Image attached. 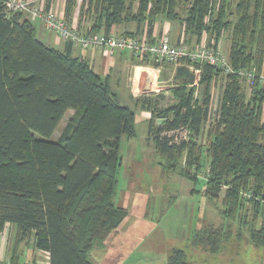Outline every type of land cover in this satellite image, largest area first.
<instances>
[{"label": "trees", "instance_id": "16d2710c", "mask_svg": "<svg viewBox=\"0 0 264 264\" xmlns=\"http://www.w3.org/2000/svg\"><path fill=\"white\" fill-rule=\"evenodd\" d=\"M6 1L0 0V232L7 223L15 224L18 244L33 235L35 249L47 251L50 264H94L93 251L104 246L129 214L114 197L122 164L120 141L135 135L136 109L122 103L109 82L87 60L74 56L71 47L60 50L45 43L34 20L8 11ZM76 2L67 0L68 18ZM83 3L89 4L88 13L94 7L103 17L90 33L104 25L109 34L113 24L132 16L152 25L163 14L179 18L198 41L207 33L220 45L228 35L235 72L187 58L161 64L144 59L180 66L171 87L175 100L162 106L158 98H146L142 105L152 112L149 138L168 167L177 169L185 158L182 172L198 182L208 166L205 194L217 199L227 186L225 199L242 207L252 203L262 223L251 237L264 245V83L258 77L247 94L246 78L238 73L264 66V0ZM196 69L200 77L192 85ZM221 79L222 98L206 147L199 139L210 118L212 88ZM72 110L59 138L52 140ZM183 128L189 140L177 139L175 131ZM193 169L197 174H191ZM224 236L223 227L206 226L196 231L192 244L217 252ZM187 255L174 248L168 264H192Z\"/></svg>", "mask_w": 264, "mask_h": 264}, {"label": "rangeland", "instance_id": "374dc122", "mask_svg": "<svg viewBox=\"0 0 264 264\" xmlns=\"http://www.w3.org/2000/svg\"><path fill=\"white\" fill-rule=\"evenodd\" d=\"M220 48L230 61L228 35L221 38ZM245 88L249 94L246 83ZM222 92V85L214 90L210 118L199 139L206 147L209 144L207 131L217 118ZM167 95L165 106L175 100L171 92ZM73 113V110L67 113L52 140L59 138ZM148 130L149 119L138 110L135 135L124 136L120 141L122 164L114 197L115 203L126 207L129 214L118 232L107 239L103 247L93 251L94 264H168V256L174 248L186 250L192 264H264V245L251 237V230L262 223L253 204L242 207L233 198L225 199L227 186L217 199L207 196L208 166L199 173L198 182L182 172L185 158L177 169L171 170L153 140L148 138ZM196 171L191 170V174H197ZM206 226L225 230V239L217 252L192 244L196 231Z\"/></svg>", "mask_w": 264, "mask_h": 264}, {"label": "crops", "instance_id": "0c3cea01", "mask_svg": "<svg viewBox=\"0 0 264 264\" xmlns=\"http://www.w3.org/2000/svg\"><path fill=\"white\" fill-rule=\"evenodd\" d=\"M46 1L60 16L65 17L67 20L76 21L80 30L85 33L89 32V29L97 20L101 21L103 18L99 17L100 14L96 13L94 7H92L88 13L87 9L89 4H84L83 0H77L74 8L71 10L69 18L66 13L67 0ZM138 6L139 2H136L133 6L134 12L137 11ZM34 23L38 30V36L45 43L60 50H67L71 47L74 56H79L87 60L95 71L98 72L104 80L109 82L112 89L117 93L120 101L124 100L128 105L135 108L136 115L138 110L142 111L143 115L149 119V124L152 112L148 108L143 107V100L146 98H152L153 100L158 98L161 105H165L164 102L167 101V93L171 92V87L174 85L180 65L161 66L152 60L144 61L135 56L133 52L127 50L117 49L111 53L101 47L83 48L80 45L73 44L70 46L69 41L64 40L57 32L48 30L41 21H34ZM104 27L103 25L99 32H103ZM184 28V24L179 18L167 17L161 14L156 17L152 25H150L148 19L139 23L134 16H132L122 22L113 24L111 31L117 35L135 34L146 37L152 41L159 39L162 35H167L172 42H177L182 32H184ZM185 34L188 44L193 47L203 40H210L207 33H204L200 41L197 40V37L188 34L186 31ZM194 71L196 80L192 85H197L200 77V70L196 69ZM222 80L223 79L216 82L212 88L211 110L215 100L214 90L218 85L223 86ZM114 234H116V232ZM14 259L17 261L15 262ZM1 261H11L13 264H50V255L47 251L35 249L33 235L28 242L18 244L17 226L12 223H7L5 229L0 232V262Z\"/></svg>", "mask_w": 264, "mask_h": 264}, {"label": "built area", "instance_id": "2783aa9c", "mask_svg": "<svg viewBox=\"0 0 264 264\" xmlns=\"http://www.w3.org/2000/svg\"><path fill=\"white\" fill-rule=\"evenodd\" d=\"M6 9L10 12L27 13L34 21H41L48 30L57 32L64 40L83 48L101 47L111 53L117 49L127 50L142 60L150 57L160 64L179 63L182 59L187 58L193 62H207L216 65L226 73L235 72L215 38L209 41L203 40L193 47L187 42L185 28L177 42H172L167 35H162L159 39L152 41L135 34L117 35L113 31H110L109 34L104 31L85 33L80 30L76 21L60 16L52 6L47 4L46 0H7ZM238 73L246 78L249 88L255 85L258 77L264 83V66L260 71L252 67L241 69ZM175 132L179 133L177 139H187V128L178 129ZM0 264L13 263L1 261Z\"/></svg>", "mask_w": 264, "mask_h": 264}, {"label": "water", "instance_id": "95a60500", "mask_svg": "<svg viewBox=\"0 0 264 264\" xmlns=\"http://www.w3.org/2000/svg\"><path fill=\"white\" fill-rule=\"evenodd\" d=\"M163 121H164V118H159V119H158V122H159V123H161V122H163Z\"/></svg>", "mask_w": 264, "mask_h": 264}]
</instances>
